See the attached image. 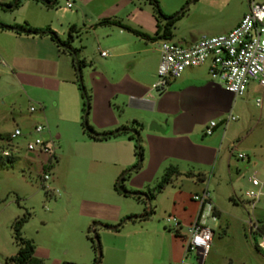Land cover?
<instances>
[{"label":"rangeland","instance_id":"obj_1","mask_svg":"<svg viewBox=\"0 0 264 264\" xmlns=\"http://www.w3.org/2000/svg\"><path fill=\"white\" fill-rule=\"evenodd\" d=\"M13 1L0 0V3L9 4ZM85 1L86 6L81 11L86 10V21L101 13L114 12L119 13L125 21H135L139 9L156 14L149 0ZM157 1L163 13L171 14L182 8L186 9L172 28L175 39L184 45L194 38L229 30L248 8L247 0ZM34 2L19 0L18 5L8 9L0 6V23L17 22L18 25H24L40 21L42 17H39L38 11H34ZM67 3L71 7H67ZM81 4L79 0H56L50 7L51 13H46L45 18L61 31L60 23L64 27L66 21L81 9ZM81 18H71L79 28H83ZM160 22L163 23V20L160 19ZM95 27L109 28L108 25ZM81 38L83 41L86 38L84 29ZM9 73L6 67L0 69V148H8V136L16 127L24 129L42 123L32 124V121L26 119L31 106L35 108V112H39V107L33 99L22 97V88ZM263 93L264 90L257 82L251 81L245 94L235 98L231 114L236 119L226 125L228 133L223 141L224 150H221V154L231 153L230 168L224 166L221 178L217 174L212 175L211 171L203 182L211 202L219 212L214 208L216 220L206 219V225L213 230V236L210 251L202 264H264V252L256 247L259 236L250 237L245 223L250 212L247 192L252 189V185L249 178L255 175L264 181V98L261 106L256 105V99L261 98ZM45 111L47 124L53 135L52 124L55 123L56 116L53 111ZM226 126L222 124L217 129L222 131ZM31 139L24 136L15 138L13 144L18 148L11 150L13 161L0 164V264H5L6 259L17 252L18 245L14 239L12 224L16 218L24 215H28V219L20 230L21 236L31 240L35 246V259L30 264H37L39 261L42 264H69V261L93 264L96 257H99L96 264H115L112 247L122 239L134 235L130 234L133 230L131 226L137 227V224H147V230H139L136 235H142L151 241L149 264H197L193 254L184 257L187 226L182 225L180 233L165 226L164 218L167 215L175 216L170 210L159 212L153 208L154 212L148 219L135 223L123 221L118 224L119 229L114 231L103 229L116 227L112 222L109 223L110 226H103L100 218H89V211L92 209L95 213H100L101 209L111 212L117 207L126 212L138 211L141 207L149 210L146 197L138 200L116 191H130L123 184L124 174L115 178L108 166L90 160L87 156L92 150L89 144L56 140L55 159H52L51 166L47 168L40 165V161L30 158L32 155L25 150ZM231 142H238L234 150L229 147ZM239 152L247 154V158H238ZM44 172L49 173V179L45 183L42 181ZM178 186L179 179L173 180V183L160 192L153 191L156 196L159 194L157 197L161 204L166 206L170 202L172 188ZM154 199L155 195L150 201L152 207ZM254 214L258 223L264 225V196L257 204ZM102 215L101 217H105ZM88 237L94 239L96 251Z\"/></svg>","mask_w":264,"mask_h":264},{"label":"crops","instance_id":"obj_2","mask_svg":"<svg viewBox=\"0 0 264 264\" xmlns=\"http://www.w3.org/2000/svg\"><path fill=\"white\" fill-rule=\"evenodd\" d=\"M79 1L82 3L81 9L71 18L81 16L83 28H79L77 22L70 18L64 27L60 23L62 30L58 31L52 26V21L45 18L46 13H51L50 8L36 1L34 11H38L42 18L29 24L37 28L49 27L61 40L68 39L69 27L75 26V33H72L69 41L71 49L58 45L47 35L17 34L0 29V69L6 67L15 83L22 88V97L31 98L38 105L39 112L29 111L26 119L32 121V124H46L47 130L42 136L51 138L54 146L56 140L89 144L92 150L87 154L88 158L108 166L115 178L124 174L123 184L129 188L128 192H139L142 198L148 192L154 193V205L152 207L148 201L149 209L155 208L159 212L170 210L181 226H188L201 210L200 202L194 200L193 195L205 190L203 182L211 171L212 175L217 174L221 178L224 166L230 168L231 153L221 154V150H224L228 116L232 113L236 97L223 87L218 78L211 76L207 65L185 69L179 78L168 83L163 92H156L152 85L156 80L160 58L159 40H146L116 25H108L109 28L95 27L102 19L111 18L153 36L157 30L154 13L139 9L135 21H125L117 12L101 13L86 21V10H81H84L83 6H86L87 1ZM246 12L241 14L230 29ZM6 24L18 25L17 22ZM82 29L86 34L84 41L81 38ZM210 36L194 38L186 45ZM175 38L173 34L171 40L181 42ZM101 52L106 55H101ZM77 60L83 62L80 67L77 66ZM78 74L89 95L87 118L93 130L102 136L126 126L129 128L127 133L94 140L83 132L82 120L80 121L83 100L78 88ZM45 110L53 111L56 116L55 123L52 124L53 135L47 124ZM212 120L218 125L210 135H204L206 125ZM133 121L141 124L137 132L132 129ZM152 121L167 127V132L162 134L150 130ZM223 123H226V127L222 131L218 130ZM33 126L21 128L25 138L34 137L31 133ZM137 144L141 148L140 162L136 154ZM232 144L233 142L229 144L230 149ZM237 146L238 142L236 148ZM28 153L32 155L30 158L40 161L42 166L47 159L45 155ZM171 166L180 172L173 179H179L180 186L172 188L170 202L165 206L153 189L165 170ZM104 210L101 209L100 213L90 210L89 218H100L103 226H110L109 223L112 222L118 227L103 229L114 231L119 229L118 224L122 218L141 215L145 207L129 212L123 211L121 207L114 208L111 212ZM102 214L105 217H101ZM245 223L248 226V219ZM137 225L139 226H131L133 230L130 234L134 235L122 239L112 247L115 264H149L151 241L147 237L136 235L147 224Z\"/></svg>","mask_w":264,"mask_h":264},{"label":"built area","instance_id":"obj_3","mask_svg":"<svg viewBox=\"0 0 264 264\" xmlns=\"http://www.w3.org/2000/svg\"><path fill=\"white\" fill-rule=\"evenodd\" d=\"M247 12L239 22L228 32L203 37L192 45H184L169 39L160 40V58L156 71V80L152 85L156 92H163L168 83L181 76L185 69L207 65L212 77L218 78L223 87L234 97H242L251 81L264 90V0H247ZM71 7L70 3L66 4ZM101 55H106L101 52ZM264 94L256 99V105L261 106ZM30 112L35 108L31 106ZM236 116L230 114L228 121H233ZM227 121V122H228ZM226 124V123H223ZM218 123L210 121L205 129L204 135H210ZM47 130L44 123L35 124L31 128L34 137L27 142V152L47 156L43 166L49 168L52 159H55V146L51 138H44L41 134ZM25 137V133L16 127L8 136V145L1 151L3 156L13 155L15 147L13 141L17 137ZM236 144L231 145L234 150ZM238 158H247V155L239 152ZM49 179V173L44 172L42 181ZM252 189L247 192L248 205V232L249 236H259L256 243L258 248L264 252V235L258 234L259 223L254 215L257 204L264 196V181L259 180L255 175L249 178ZM193 199L201 204V210L196 219L187 226L186 245L184 257L193 254L197 264H202L210 251L213 230L206 225V219L216 220L214 206L211 202L208 191L203 190L200 194L193 195ZM167 228L180 233L181 224L176 216L167 215L164 218ZM5 264H11L6 262ZM186 264V263H182Z\"/></svg>","mask_w":264,"mask_h":264},{"label":"trees","instance_id":"obj_4","mask_svg":"<svg viewBox=\"0 0 264 264\" xmlns=\"http://www.w3.org/2000/svg\"><path fill=\"white\" fill-rule=\"evenodd\" d=\"M39 3H42L43 5H45L46 7L50 8L52 7V5H54L56 0H53L52 2L50 0H33ZM149 2L152 4V6L155 8L156 14L155 15V19L157 21V30L156 33L153 36H150L148 34H145L143 32H141L138 29H135L129 25H126L124 23H122L120 20L117 19H111V18H105L102 19L101 21H99L96 25H116L119 26L131 33H133L134 35H137L139 37H142L146 40L149 41H157V40H162V39H172L173 36V32H172V28L174 23L176 22V20L183 15V13L185 12L186 9L182 8L180 11H176L174 13L171 14H164L159 7L158 1L157 0H149ZM19 0H14L12 3L9 4H1L0 6L2 8H11V7H15L16 5H18ZM160 19L163 20V23L160 22ZM0 29L1 30H11L14 31L17 34H26V35H47L50 36L52 38V40H54L58 45L66 47V48H70V39L72 37V33L75 31V26H70L68 33V39L66 40H61L60 38H58V36L55 34L54 31H52L49 27L46 28H37V27H32L30 26L28 23H25L24 25H8V24H4V23H0ZM75 51V50H74ZM83 62L80 60H77V66L80 67V65ZM78 71L80 70L79 68L77 69ZM78 88L81 92V96H82V100H83V104H82V129L83 132L91 139L94 140H101V139H107L110 138L112 136H116L119 134H124L127 133V131L129 130L128 127L126 126H122L121 128H119L118 130L109 133V134H104L102 136L98 135L93 128L90 126V124L88 123V113H89V108H90V102H89V95L82 83L81 80V76L80 74H78ZM141 124L138 123L137 121H133L132 122V129L137 132L138 128H140ZM8 148H10V146L8 145ZM5 149V147H1L0 148V164L3 163H10L13 161L14 157L13 155L10 156H3L1 154V151ZM136 154L139 157V162L141 161V148L139 146V144L136 145ZM180 175V172L177 170V168L175 167H169L165 170L164 174L162 175V177L160 178V180L158 181L157 185L155 186L154 190L156 192H160L162 191L167 185L171 184L173 182V179L177 176ZM189 175V174H188ZM124 179V178H122ZM117 188V187H116ZM116 191H118V193L124 195V196H133L136 199L140 200L142 197L139 195V192H125L124 190L121 192L120 190L116 189ZM146 198L148 199V201H151L154 198V193L152 192H148L145 194ZM154 212L153 208L149 209V210H144V213L141 215H128L125 216L124 218H122L120 224L124 221H131V222H139V221H143L148 219L152 213ZM28 219V215H24L22 217L16 218L12 224L13 226V230H14V239L15 242L18 245V249L17 252L14 256H11L10 258L6 259V262H9L11 264H30L32 261H34V250H35V246L32 243L31 240L26 239L24 237L21 236L20 230L23 226L24 223H26ZM258 234L260 235H264V225H260L259 224V228H258ZM97 237V236H96ZM91 241V245L92 248L96 251L97 246H95V241L93 238L88 237ZM256 247L258 248L257 244ZM259 249V248H258ZM260 250V249H259ZM100 252V251H99ZM100 256V254H99ZM99 262V257H96L94 259L93 264H96ZM42 264L40 261L37 262V264ZM69 264H75V263H69Z\"/></svg>","mask_w":264,"mask_h":264},{"label":"water","instance_id":"obj_5","mask_svg":"<svg viewBox=\"0 0 264 264\" xmlns=\"http://www.w3.org/2000/svg\"><path fill=\"white\" fill-rule=\"evenodd\" d=\"M149 129L150 130H155L157 132H160L162 134L166 133L167 132V127H163L161 125H159L156 121H152L150 126H149ZM125 192H128V191H125Z\"/></svg>","mask_w":264,"mask_h":264}]
</instances>
